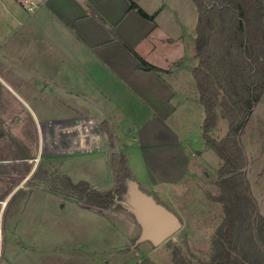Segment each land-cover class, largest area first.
Masks as SVG:
<instances>
[{"label":"rangeland","instance_id":"rangeland-1","mask_svg":"<svg viewBox=\"0 0 264 264\" xmlns=\"http://www.w3.org/2000/svg\"><path fill=\"white\" fill-rule=\"evenodd\" d=\"M146 1L144 6L149 10L156 2L163 5L167 3L166 0ZM189 1L188 8L183 6L184 31L190 39L189 59L184 62L185 91L188 97L184 100L189 102L177 107L170 119L155 120L151 108L141 104L128 86L116 83L111 76H75L74 73H80L81 70L74 67L76 60L71 56L74 54L73 45L68 40L63 41L61 46L58 44L61 47V57L53 67L55 70L60 68L65 73L50 77L29 75V72L38 70V60L33 61L34 69H29V62L25 60L26 66L22 61L20 45L19 49L13 48L15 51H11L13 49L10 45L15 39H20L16 36L21 35L26 28V31L29 29L27 25H22V21L30 18L13 0H1L0 202L10 200L5 205L0 204V212L5 208L8 227L11 228V224L19 220L20 229V216L25 208L31 213L35 212L32 207H26L29 197L31 205L38 207L34 198L49 197L52 192H57L44 180L32 178L38 168L47 170L49 174L67 176L75 183L86 181L91 188L107 194L117 186V169L124 158L131 175L128 193L124 197L125 206L129 208L136 191H141L157 204L171 210L180 221L181 229L164 243L163 252L161 250L160 256H157L160 261L170 264L169 257L173 260L177 245H182L187 258L195 256L193 260H210L213 235L224 219V206L216 200L221 193L218 170L222 161L206 145L202 136L205 111L199 102L192 75V69L198 64L194 37L198 14L192 0ZM184 2L185 0H177L179 5L185 4ZM173 15L176 16L177 13L173 12ZM177 18L180 20L178 15ZM15 29L18 30L15 31L16 36L13 34ZM75 55L79 54L76 52ZM44 63L47 68L48 62ZM45 78L50 82H45ZM128 78L125 76L124 80ZM74 81H77L76 88L82 95L81 103L87 107L82 108V114L69 119L75 115L73 109L65 102L54 101L52 95L64 92L63 95L68 96L70 88H75ZM105 94L114 96L117 106L108 107L109 104L103 98ZM195 94L197 99H193ZM181 97L179 95V99ZM86 109L87 115L84 112ZM89 120L90 127L82 125L81 122ZM39 124L45 126L40 127ZM53 125L74 126L79 130H69L62 136H77L81 133L87 135L90 129L94 140L80 136L75 147H71L69 140H63L62 147H58V143L54 144L52 141ZM105 127L114 132V140L110 139ZM229 131V122L219 112L218 123L211 132L212 138L221 140ZM240 138L248 159L247 176L251 189L259 210L264 215V95ZM91 147H94L91 153L48 156L59 151H81V148ZM188 150L192 153L190 158ZM41 187H46L51 193L40 190ZM124 210L108 209L106 212L120 213ZM14 239L15 234L9 232V255L14 262L21 264V249L13 248ZM2 259H5L3 249L0 262Z\"/></svg>","mask_w":264,"mask_h":264},{"label":"crops","instance_id":"crops-1","mask_svg":"<svg viewBox=\"0 0 264 264\" xmlns=\"http://www.w3.org/2000/svg\"><path fill=\"white\" fill-rule=\"evenodd\" d=\"M13 1L27 14L22 0ZM166 1L165 5L156 2L149 10L144 6L146 0H51L34 14H27L30 19L23 20L22 25H27L29 29L26 31V28L19 36H16L18 30L15 29L13 34L20 39L12 41L10 47L13 49L20 45L22 61L29 62V69H34L33 61L38 60V70L29 72V75L50 77L65 73L53 67L61 57V44L68 40L73 45L74 54L71 56L77 61L74 67L81 70L80 73L75 72V76L109 75L116 83L128 86L141 104L150 107L155 120H168L178 108L189 102L184 100L188 98L184 62L189 59L190 39L184 31L183 9L189 7L190 1L185 0V4L181 5L177 0ZM132 2L154 19H146L137 9H131ZM262 2L264 5V0ZM139 57L163 71L140 69ZM44 62H48L47 68ZM125 76L129 77L126 81ZM45 79V82H50ZM76 83L73 82L75 88H70L68 96H64V92L52 95L54 101L65 102L73 109L75 115L69 119L82 114V108L86 106L81 103L82 95L78 93L80 90L76 88ZM103 98L108 107L118 104L114 96L105 94ZM84 112L87 115L88 109ZM89 122L81 123L88 127ZM87 133H81L83 139L94 140L90 129ZM93 150L94 147L81 151H59L48 156L91 153ZM187 153L190 158L192 153L189 150ZM40 190L51 193L46 187ZM51 195L34 198L38 207L31 205L29 197L26 207H32L35 212L31 213L26 208L23 210L20 229L19 220L13 222L11 228L8 227L6 210H1L5 259L0 264H17L9 255V232L15 234L13 248L21 249V264H164L157 256L161 250L163 252L167 240L157 244L142 239L143 227L130 207L120 213H109L105 209H94L71 196L58 192ZM169 260L170 264H174L172 258L169 257Z\"/></svg>","mask_w":264,"mask_h":264},{"label":"trees","instance_id":"trees-1","mask_svg":"<svg viewBox=\"0 0 264 264\" xmlns=\"http://www.w3.org/2000/svg\"><path fill=\"white\" fill-rule=\"evenodd\" d=\"M197 10L195 28L198 64L193 76L204 108L203 139L219 156L220 195L224 219L212 238L210 260H193L180 245L174 248L175 264H264V215L261 214L247 176L248 159L241 134L264 95V5L262 0H192ZM146 19L153 20L134 2ZM139 68L162 72L139 57ZM219 112L230 125L228 135L217 140L211 132ZM111 140L115 134L109 128ZM113 145V143H112ZM114 146V145H113ZM32 178L51 184L53 190L73 196L90 207L126 209L124 197L131 178L126 161L117 169L115 189L101 194L86 181L75 183L67 176L38 168ZM70 194V195H69ZM74 194V195H72ZM171 240V238L169 239Z\"/></svg>","mask_w":264,"mask_h":264},{"label":"water","instance_id":"water-1","mask_svg":"<svg viewBox=\"0 0 264 264\" xmlns=\"http://www.w3.org/2000/svg\"><path fill=\"white\" fill-rule=\"evenodd\" d=\"M130 209L143 227L142 239L162 244L181 229L178 217L148 195L136 191Z\"/></svg>","mask_w":264,"mask_h":264},{"label":"built area","instance_id":"built-area-1","mask_svg":"<svg viewBox=\"0 0 264 264\" xmlns=\"http://www.w3.org/2000/svg\"><path fill=\"white\" fill-rule=\"evenodd\" d=\"M51 0H22V6L25 9V11L27 12V14L32 15L35 12H37L39 9L47 6L50 3ZM42 126L40 127H44L45 125L41 124ZM53 129H54V138L52 139L54 144L58 143V147H62V142L63 140H69L71 147H75L77 144V142L80 141V136H82V134H79L77 136H62L63 133L65 132H69V130L72 131H79L76 127L74 126H68V127H63V126H57V125H53ZM83 148H81L82 150ZM85 149V148H84ZM74 151H78V149L74 150ZM1 205H3L2 202H0ZM2 244H3V229L0 227V255L2 252Z\"/></svg>","mask_w":264,"mask_h":264}]
</instances>
